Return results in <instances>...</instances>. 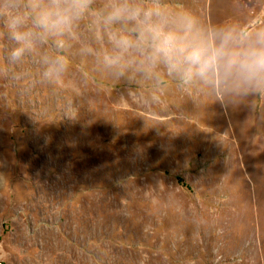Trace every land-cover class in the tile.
I'll use <instances>...</instances> for the list:
<instances>
[{"label":"rangeland","instance_id":"rangeland-1","mask_svg":"<svg viewBox=\"0 0 264 264\" xmlns=\"http://www.w3.org/2000/svg\"><path fill=\"white\" fill-rule=\"evenodd\" d=\"M166 3L264 29V0ZM93 15L61 83L33 87L31 57L0 79V264H264V97L225 108L202 85L97 71L78 53Z\"/></svg>","mask_w":264,"mask_h":264},{"label":"clouds","instance_id":"clouds-1","mask_svg":"<svg viewBox=\"0 0 264 264\" xmlns=\"http://www.w3.org/2000/svg\"><path fill=\"white\" fill-rule=\"evenodd\" d=\"M0 0V41L11 47L0 58V79L14 82L26 57L39 65L32 86L61 83L72 67L78 29L90 13L92 33L78 53L112 78L137 76L219 91L221 105L264 97V29L204 26L166 0ZM101 42L107 46L100 48ZM71 111V105L65 106Z\"/></svg>","mask_w":264,"mask_h":264}]
</instances>
